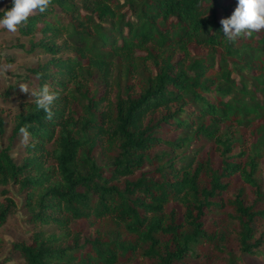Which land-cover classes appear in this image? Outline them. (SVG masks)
Masks as SVG:
<instances>
[{
    "label": "trees",
    "instance_id": "16d2710c",
    "mask_svg": "<svg viewBox=\"0 0 264 264\" xmlns=\"http://www.w3.org/2000/svg\"><path fill=\"white\" fill-rule=\"evenodd\" d=\"M236 3L50 0L17 27L39 58L29 89L57 93L51 119L23 102L0 147L34 230L11 245L23 264H264V29L229 41Z\"/></svg>",
    "mask_w": 264,
    "mask_h": 264
},
{
    "label": "rangeland",
    "instance_id": "374dc122",
    "mask_svg": "<svg viewBox=\"0 0 264 264\" xmlns=\"http://www.w3.org/2000/svg\"><path fill=\"white\" fill-rule=\"evenodd\" d=\"M9 2L10 0H0V13L3 12ZM21 44L25 45L24 49L19 47ZM26 45L27 40L19 37L17 30L15 32H9L7 29L0 27V109L3 111V115L6 118L5 131L3 134L0 133V147L7 146L13 117L21 110V104L23 102H28L31 98V95L20 90L19 85L25 84L28 86V71L38 64L39 58L36 55L29 54L27 52L28 45ZM98 89L101 91L104 90L102 83L99 84ZM29 91L31 92L30 89ZM6 94H8L7 100L5 99ZM230 131L233 136L246 137L248 145L256 139L250 134L249 129L233 128ZM160 151L161 150L158 152ZM235 152H239L238 149ZM10 155L14 158L16 163H20L22 155L21 142H17L13 146ZM97 162L105 163L107 161L99 157ZM259 164L257 178L264 188L263 146ZM3 189L9 192L6 196L12 198L16 208L15 211L8 216L6 222L0 227V239L3 241L0 251V262L4 261L5 264H23L20 255L12 251L11 245L13 243L29 242L34 230L25 220L23 194L19 192L18 187L12 184H9L7 188L0 187V203L5 197L2 194ZM73 228L81 229L86 237H93L97 231L104 232L101 226L89 228L85 222L73 224ZM223 264H227L226 261ZM251 264H262V262L253 260Z\"/></svg>",
    "mask_w": 264,
    "mask_h": 264
},
{
    "label": "clouds",
    "instance_id": "9594fccd",
    "mask_svg": "<svg viewBox=\"0 0 264 264\" xmlns=\"http://www.w3.org/2000/svg\"><path fill=\"white\" fill-rule=\"evenodd\" d=\"M50 0H11V6L0 15V27L9 32H15L22 22H27L33 11L44 13ZM222 31L229 41L242 34L251 35L253 31L264 29V0H237L236 7L227 18L220 20ZM22 92L35 97L37 109H42L49 119L52 118L51 105L57 98V93L50 90L47 84L31 92L25 84L19 85ZM19 133L27 140L30 133L27 127H21Z\"/></svg>",
    "mask_w": 264,
    "mask_h": 264
}]
</instances>
